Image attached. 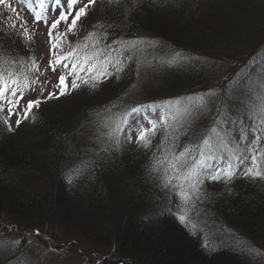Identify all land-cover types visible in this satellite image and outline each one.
<instances>
[{"label": "trees", "instance_id": "trees-1", "mask_svg": "<svg viewBox=\"0 0 264 264\" xmlns=\"http://www.w3.org/2000/svg\"><path fill=\"white\" fill-rule=\"evenodd\" d=\"M90 8L75 31L81 36L77 41L82 42L94 24L106 22L115 25L108 29V42L119 37L139 38L155 47L125 60L119 78L113 74L95 88L82 85L60 97L66 98L53 100L52 105L61 107L76 100L79 92L85 100L84 105L79 104L82 108H76L77 116L76 111L70 115L69 110L52 109L44 102L37 116L18 130L9 132L0 119V213L27 218L42 214L44 219L76 227L105 247L116 248L125 261L129 258L126 264H257L230 238L235 229L232 224L246 223L254 234L258 226L256 235L264 233V177L245 185L244 192L231 195L218 210L212 198L208 209L199 213L195 209L181 222L168 196L173 189L168 188L167 194L163 186L166 165L154 175L133 173L126 161L129 144L122 143L117 150L107 139L106 147L97 148L99 152L95 144L90 147L95 150L85 147L82 151L80 136L72 127L79 121L78 126L83 121L93 123L104 136L108 109L118 112L143 104L152 107H146L141 117L165 118V125L176 129V134L187 130L203 136L214 127L219 130L221 123L228 132L227 119L236 116L225 118L229 88L239 81L245 93L243 78L253 90L252 81L258 83L259 96L258 89H264V53L258 54L251 67L245 64L256 43L264 46V0H119L116 5L96 0ZM11 25L0 23V64L13 56L8 48L15 39ZM97 91L101 92L96 97ZM202 98L208 102L207 109L188 111L191 105L202 103ZM189 141L187 135H181V145ZM159 144L161 132L153 137L151 148L162 158ZM109 145L112 150H106ZM69 175L75 177L71 183ZM133 184L141 189V197ZM104 192L107 202L102 199ZM219 231L224 237L221 240L230 241H214L213 233ZM8 238L1 241L10 250L17 240ZM4 253L0 249V264ZM263 257L260 254V263H264Z\"/></svg>", "mask_w": 264, "mask_h": 264}, {"label": "snow or ice", "instance_id": "snow-or-ice-1", "mask_svg": "<svg viewBox=\"0 0 264 264\" xmlns=\"http://www.w3.org/2000/svg\"><path fill=\"white\" fill-rule=\"evenodd\" d=\"M6 0H0L4 4ZM96 0H35V4H29L34 21L38 24L41 21L48 25L47 43L49 45L48 68L56 72L58 68L65 69L58 76L57 81L52 85L53 91L48 92L43 100L59 99L87 85L95 88L97 84L115 74L117 78L124 71L125 60L131 61L134 57L144 52L147 48H154L155 45L139 38L129 39L119 37L109 41L108 29L115 25L106 22H98L93 25V31L85 36L82 42L78 41L76 46L69 45L65 51L64 43L69 33L78 29V22L88 13V9L95 4ZM109 4L116 5L119 0H108ZM11 7V5H8ZM13 12L16 9H12ZM19 19V17H17ZM61 24L65 30L60 31ZM11 27L15 28L13 24ZM20 32L25 41L30 42L32 36L27 28V21L20 24ZM28 47V44L25 45ZM182 59V58H181ZM23 58L13 57L9 63L14 66L24 67L25 63L30 65L26 69L23 79L16 77V73L10 72L7 75L0 72V112H4L7 105V115L2 117V123L9 132L13 131L11 124L12 116H16L15 127L19 128L23 120L29 117L34 108H39L43 102V85L47 80L41 82L39 72L40 65L36 59L29 57L22 63ZM71 61V63H69ZM139 69V63H138ZM112 69V70H110ZM114 70V71H113ZM32 73L33 75H28ZM39 73V75H36ZM41 85L40 94L34 99H27L22 111L18 107L25 100V93L29 90L36 91L35 86ZM239 81L235 82V88L230 98L235 99V93L239 91ZM10 94V95H9ZM212 93H209L211 96ZM210 102V101H209ZM151 105L135 104L124 107L117 113L108 109L109 116L103 120V126L108 129L105 133L108 140L112 141L118 150L122 143L130 144L133 141L144 148L151 147V141L157 132H161V144L157 150L161 151L162 158L156 157L154 170H160L163 166L165 177L164 188L173 189L174 195L180 199V209L184 213L180 215L181 222L187 220V211H195L196 205L208 198L207 189L203 186L206 181L229 183L236 176L243 174L253 179L264 177V148L259 147L264 140V112H257L252 117L251 128L241 126L239 128V140L224 130L222 123L219 130L214 127L209 133L203 136L187 130L184 133L176 134V129L171 125H165L164 119L159 121L139 114ZM208 107V102L191 105L188 111L203 112ZM227 111V109H226ZM115 117V119H114ZM234 125L236 120L231 121ZM145 123L149 126L145 127ZM159 124V127H158ZM254 133L246 145L242 142L248 140V132ZM167 133L166 135L164 133ZM181 135L190 137L188 144L181 145ZM170 141V143H167ZM106 150H112V146ZM169 173L171 175H169ZM74 176L69 175L71 183ZM178 183H173V181ZM40 235L39 230L35 233ZM0 246L3 242L0 241ZM54 247V246H53Z\"/></svg>", "mask_w": 264, "mask_h": 264}, {"label": "rangeland", "instance_id": "rangeland-1", "mask_svg": "<svg viewBox=\"0 0 264 264\" xmlns=\"http://www.w3.org/2000/svg\"><path fill=\"white\" fill-rule=\"evenodd\" d=\"M49 2H51V0H49ZM84 2L86 3L87 0H84ZM29 4L34 5L35 0H6L4 4H0V23L4 24L5 22L6 24L8 22H11L13 25V22L14 24L16 22V27L13 28L14 30L12 29L13 31L11 30L12 35L15 37V39L10 44H8V48L13 54L12 58L22 57V63L26 62L29 57H33L36 59L37 63L40 65L39 72L43 73V75H40L39 77L41 82H43L44 80L48 81L46 85H43V96H41L43 102L40 104V107L44 102H47L50 103L49 108L53 107L52 109H56L60 106L55 107L54 105H52L53 100H62L67 96L59 99H51L46 101L43 100V98L47 96L48 92L53 91L52 85L57 81L58 76L61 72H64L65 69L60 67L57 69L56 72H52L51 69L48 68L47 65L48 60L50 59V55L49 45L47 43V30L48 25L51 24V18H49L48 20V25H45V23H43L42 21L37 24L34 21L32 12L28 8ZM8 5H11V7H8ZM12 9H16V11L13 12ZM88 10L90 13L92 8H89ZM17 17H19V19H17ZM23 21H27V28L29 30L30 35L32 36L30 42L25 41L23 35L20 32V24ZM84 21L85 19L81 20V22L78 23V26L83 24ZM59 30L64 31L65 25L61 24ZM84 35L85 34H83L82 36ZM77 36L78 35L76 34V32L68 34L67 39L64 43V50L68 47L69 41H72L69 45H77V42L79 41H77V38L81 37ZM26 44H28V47L25 46ZM254 46L255 47L251 49L250 53L251 59L245 62L246 66L251 67L256 57H258V54L264 53V46L262 45V43H256V45ZM210 59L214 62H220L219 59H216V57L214 58L212 55H210ZM69 63H71V61ZM4 64L5 63L0 64V72L4 73L5 75L10 72H14L16 73V77L21 80L23 79V75L26 74V69L30 67V65L26 63L24 67L14 66L10 64L9 61L5 65ZM238 65H241V63H238ZM218 70L222 71V68L218 67ZM248 70L252 71L251 68H249ZM236 72L232 71L233 74H236ZM27 74L30 76L33 75L32 73ZM36 75H39V73H37ZM240 75L241 77L243 76L241 72ZM237 78H239V76H237ZM242 82L246 88L245 93H243L244 87L238 86L239 91L235 93L236 98H230L235 88V84H233L229 88L231 92H228L224 100V103L226 104V108L224 109H227V114H225V118H228V116L230 115H236L235 117H229L225 125L229 130L228 132H230L233 137H236V139L237 137H239V134L237 133L238 128H240L244 124H246L245 127L251 128L253 125L252 117H254L257 112H264V89H262L264 87L261 88L262 91L258 89V92H261V96H259L256 92V89L259 88L257 82L252 81L255 90L251 89V87H246L247 82L246 80L244 81L243 78ZM35 88L36 91L29 90L25 93V100L22 101L21 104L18 106L21 111L24 105L27 103V99H34L40 94L41 85H36ZM100 92L101 91H97V94L95 96L97 97L98 95H100ZM77 94L78 96L75 97L76 100L71 99L69 100V102L64 103L66 105L61 106L62 109H66L67 111L69 110L70 115H72L76 111L77 116L79 112L76 108H82V106L79 105L81 103V105H84L85 97H82L79 92ZM219 101L220 100H218V102ZM70 102L72 105L68 104ZM244 106L245 108H243ZM40 107L34 108L33 111L29 114V119L27 118L26 120H23V124L20 125L19 128L26 125L28 121L34 119L37 116V111L40 109ZM112 112L117 113L116 110ZM182 114L183 110H181L180 117L182 116ZM6 115L7 105L5 104V110L4 112H0V118L5 117ZM16 118L17 117L14 115L12 116L10 121L14 129L13 131L19 129L15 127ZM232 120H236L235 125L231 122ZM80 122L81 121L75 122L72 127L75 131L78 132V135L80 136V138L78 137V139L80 140L79 150L86 151L85 147L91 150H95V148H90L94 144L97 152H99V149L106 147L105 143H107V137L105 134L104 136L101 135L100 128H98L96 124L88 122L84 123L83 121V123L78 126ZM28 126L30 128L32 125ZM148 126L149 125L145 123V127ZM58 131L60 132V129ZM187 137L188 139H190L189 136ZM38 139H40V137ZM251 139H254V133L249 131L248 140L242 143L246 145ZM237 140H239V138ZM259 147L264 148L263 140L261 141ZM129 148L130 155L126 158V161L131 167L133 173L140 172L144 173V175H154L159 171H162L161 169L154 170L153 168L156 163L155 158L157 156L151 147L144 148L142 146H138L135 141H133L129 144ZM262 168H264V165H262ZM248 178L249 180H247ZM255 183L256 182H254L253 178L245 177L243 174L236 176L227 184H225L223 181H206L203 187L207 189V192L209 194L208 198L205 201H202L198 205H196L195 209H197L198 213L206 209L209 201L212 202L213 198L216 200V209L218 210V205H223V203L227 204L231 195L244 192L243 188L246 187L245 185H252ZM132 187L134 188V191H136L138 197H141L139 193L141 189L139 187L135 189L136 184H133ZM166 192L168 194V190H166ZM105 195L106 194L104 192V195H102L103 201L107 200ZM170 195L168 194V196L171 198L173 208L177 211V213H179V215L184 214L179 207L180 199L174 195V192H172ZM238 196L240 197V195ZM191 211V209L187 211V216L191 214ZM213 214L216 215V212L214 211ZM219 218H222V214L219 215ZM199 220L201 219L199 218ZM0 221H2L0 222V241L1 239L9 240L8 237L15 238L17 240V244L13 246V248H11L10 250L8 247H5V244L3 246H0V249L5 252L2 264H126L127 261H129L128 257H126L127 260L125 261V259L121 257L120 254L115 250L116 248L113 247V250L111 247H105V243H98L97 240L93 238V236L87 234L86 232L79 231L78 229H76V227H66L60 225V223H56L55 221H51L46 218L44 219L42 214H40V216L33 215L27 218L20 216H5L0 213ZM232 225L233 227H235V229H233V235L231 233L233 231L228 232L230 235H232V238H230L231 241L235 238V240H237V244L246 249L243 253L247 254L249 258H255V260L257 261L256 263L259 264L261 262L259 261L260 254L264 256V233L256 235L258 226L255 229L254 234L251 231L252 229L250 230V226H248V224L246 225V223H243L242 226L239 224ZM36 230H39V236L35 234ZM222 235L223 233H221L220 231L219 233H213L214 241H218V239H224ZM221 241L229 242L230 240H226L225 238V240Z\"/></svg>", "mask_w": 264, "mask_h": 264}]
</instances>
